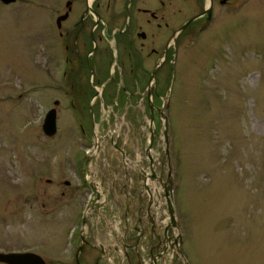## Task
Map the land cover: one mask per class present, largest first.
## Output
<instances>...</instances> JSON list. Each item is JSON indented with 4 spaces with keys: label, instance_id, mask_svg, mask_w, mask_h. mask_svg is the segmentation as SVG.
<instances>
[{
    "label": "rangeland",
    "instance_id": "374dc122",
    "mask_svg": "<svg viewBox=\"0 0 264 264\" xmlns=\"http://www.w3.org/2000/svg\"><path fill=\"white\" fill-rule=\"evenodd\" d=\"M66 1L0 0V251H34L49 264H76L86 181L109 162L119 165L109 136L140 155L153 124L156 161L165 147L163 119L151 122L141 95L121 110L112 107L116 96L85 105V72L67 65L56 26L69 12ZM261 1H249L233 30L183 32L151 96L157 106L170 98L176 211L186 216L181 249L189 264H264ZM154 47L155 62L163 46ZM52 107L58 130L49 136L42 125ZM86 217L92 226L94 214ZM96 254L85 247L80 261L96 264Z\"/></svg>",
    "mask_w": 264,
    "mask_h": 264
},
{
    "label": "flooded vegetation",
    "instance_id": "af4514ba",
    "mask_svg": "<svg viewBox=\"0 0 264 264\" xmlns=\"http://www.w3.org/2000/svg\"><path fill=\"white\" fill-rule=\"evenodd\" d=\"M249 1L67 0L68 18L64 20L65 14H59L56 26L65 38L62 44L67 65L72 69L76 62L75 66L85 72L86 106L92 98L108 95L111 99L116 96L112 107L121 110L130 96L141 95L143 112L151 116L153 103L149 97L153 94L155 70L158 76L165 66L172 37L179 32L177 43L186 31L233 30L244 22L242 14ZM79 2L82 5L77 8ZM257 4L263 5L264 1ZM155 44L163 48L154 62ZM109 138L110 146L119 149L114 137ZM121 148L118 166L109 162L100 175L92 171L90 180L86 179L89 194L85 216L82 213L78 219V236L83 243L74 253L76 264H83L80 260L85 257V247L97 251L93 258L96 264H175V259L177 264H185L181 255L185 237L179 241L169 217L156 213L153 206L160 192L158 197L153 194L146 149L138 155L135 149ZM154 165L164 174V180L165 159ZM89 206L94 214L92 226L86 217ZM90 234L94 241L89 240ZM108 234L112 243L105 241Z\"/></svg>",
    "mask_w": 264,
    "mask_h": 264
},
{
    "label": "water",
    "instance_id": "95a60500",
    "mask_svg": "<svg viewBox=\"0 0 264 264\" xmlns=\"http://www.w3.org/2000/svg\"><path fill=\"white\" fill-rule=\"evenodd\" d=\"M5 3H11L15 0H2ZM65 17L64 15L62 16ZM156 74V71H155ZM154 74V75H155ZM56 104H58V101H55ZM160 110V109H158ZM161 114L164 115L163 111H161ZM165 116V115H164ZM165 119L167 120L166 116ZM167 126V121H166ZM43 130L45 134L49 136H53L57 132V108L53 107L48 111L46 114L44 123H43ZM165 134V143H166V152L167 155H169V136L167 128L164 130ZM151 144L148 148V150L152 147V140L154 139V136L151 137ZM122 148L120 147L119 150ZM171 190V187H169ZM170 214L172 215V219L174 220V208L172 204H170ZM0 262H5L8 264H46L45 260L37 253L34 252H0Z\"/></svg>",
    "mask_w": 264,
    "mask_h": 264
},
{
    "label": "bare ground",
    "instance_id": "6f19581e",
    "mask_svg": "<svg viewBox=\"0 0 264 264\" xmlns=\"http://www.w3.org/2000/svg\"><path fill=\"white\" fill-rule=\"evenodd\" d=\"M106 108V107H105ZM209 206H211V205H209ZM216 216V215H215Z\"/></svg>",
    "mask_w": 264,
    "mask_h": 264
}]
</instances>
